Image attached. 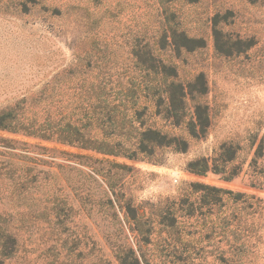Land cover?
<instances>
[{
	"label": "rangeland",
	"instance_id": "374dc122",
	"mask_svg": "<svg viewBox=\"0 0 264 264\" xmlns=\"http://www.w3.org/2000/svg\"><path fill=\"white\" fill-rule=\"evenodd\" d=\"M217 14H228L219 24L224 34L254 44L218 52ZM175 23L206 46L177 50ZM163 64L184 84L200 73L206 79V93L179 104L180 122L157 114L156 102L133 90L162 81L145 68ZM23 99L36 121L72 122L122 146L110 155L0 130V213L24 215L27 228L10 264H121L118 254L127 248L142 264H224L222 248L243 264H264V212L248 219L243 211L244 223L223 230L222 217L241 204L226 194L213 200L195 185L264 199V159L251 164L264 138V0H0V111ZM197 103L207 108L209 126L194 137ZM133 107L143 109L137 125L184 139L188 149L143 153L136 131L112 134ZM225 143L240 147L234 178L188 170L192 160L212 163ZM133 150L136 156H127ZM18 176L29 185H16ZM233 243L245 249L235 252Z\"/></svg>",
	"mask_w": 264,
	"mask_h": 264
},
{
	"label": "trees",
	"instance_id": "16d2710c",
	"mask_svg": "<svg viewBox=\"0 0 264 264\" xmlns=\"http://www.w3.org/2000/svg\"><path fill=\"white\" fill-rule=\"evenodd\" d=\"M227 17L228 14H225L223 17H221L220 14H217L213 18V32L216 50L222 54H231L235 51H242L241 48L237 47L239 43H246V48L251 47L254 44L253 38L243 39L239 37L234 39L227 34H224V32L219 28V24L225 21ZM172 30L175 36L178 37V39L173 42V45L177 50L186 49L191 51L195 50L196 48H203L206 46L204 39L188 36L178 28L177 23H175V26L172 27ZM162 68V70L155 67L145 68L147 74L156 73L162 75L164 77L162 81H142L139 86L135 89L133 88V90H135V94L141 91L146 98L154 100L156 102L155 105L158 108L157 114L162 116L164 115L166 118H177V121L180 122V113H182L180 105L184 103L187 94H190L192 96H190L192 99H196L198 96H202L204 93H206V79L204 74L200 73L194 81L184 84L177 80L178 73L173 66H167L163 64ZM26 106L27 99H23L16 105L1 110L0 130L10 131L14 133H24L26 135L39 137L45 140L55 139L70 146L74 145L78 148L96 150L110 155H119L121 153V149H118V146H122L121 142L119 141L115 144V146L105 140L98 141V138H94L87 134L82 129L83 127H80L78 124H73L72 122H68L65 125H57L56 123L52 125L50 123H47L46 121H36L30 115L24 112ZM131 109H133L132 114L123 115L119 118L120 128L113 130L112 134H135L134 131H136L138 138L137 151L143 153L152 152L153 146H176L177 150L179 151H186L188 149L189 145L184 139H180L179 137L164 133L159 128L151 126L145 127V124L143 122L137 125L138 118L142 116L143 109H139L137 107H133ZM196 116L198 123L192 121L189 125V132L192 136L199 137L200 132L197 128L200 127L201 132L203 131V133H205L207 127L209 126L208 111L202 103L196 104ZM239 150V146H234L227 143L222 144L220 147V152L217 156L214 157L212 163H210L207 158L192 160L188 164V170L201 175H204L211 170L215 173L222 174L225 179L230 180L238 174L236 167L230 169V166L231 163L235 161ZM137 151L133 150L127 156L131 158L135 157ZM262 158L264 159V138L260 140V143L255 150L253 161L251 164H258V161ZM117 166L121 167L122 165L117 164ZM29 170L30 169L27 168L26 172L29 173ZM12 171L14 170L12 169ZM262 172H264V170H262ZM21 181L22 179L19 176L15 177L14 179V183H16V185H19ZM32 181L33 180H31V183ZM29 182L30 181L20 183V187L28 186ZM195 185L206 191L208 190V192H206L205 194L213 200L222 202L223 195L226 194L231 200L241 204L240 206L238 205L236 207L235 211L222 217V220L220 221V228L223 230L232 231V229L230 228L235 221L238 222L237 224L244 223L243 221H245L246 219L242 220L243 218L241 216L244 212H247V216H250L248 219H251L252 216L255 217L258 214L261 215V213L264 212V199L257 198L254 195L235 193L223 188L202 185L199 183H196ZM25 221L26 219L24 218V215H21L20 219H16L13 213H0V264H10V261L17 257L19 251L22 248V245L24 246L23 243H25V241L21 232L22 230L27 229L25 227ZM246 229L247 228H245V231ZM139 230L141 231V228H139ZM54 231H56L55 226ZM245 231H242L240 233L244 236ZM241 234L237 236V234L233 232V237L237 240L242 237ZM234 246V243L230 244V248H233ZM244 249L245 243L236 245L234 251L239 252L243 251ZM227 253L228 251L223 248L219 252L220 256L218 258L224 264H243L242 261H238L237 259H235L233 254L231 255V257H229L228 255H226ZM118 257L121 264H142L141 260L132 248H127V250H120ZM15 264L31 263L21 261L16 262Z\"/></svg>",
	"mask_w": 264,
	"mask_h": 264
}]
</instances>
